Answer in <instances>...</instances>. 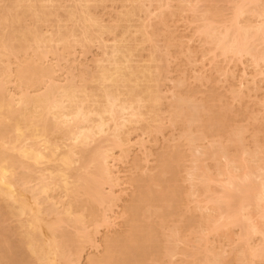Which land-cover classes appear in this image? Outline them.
<instances>
[{"label":"bare ground","instance_id":"6f19581e","mask_svg":"<svg viewBox=\"0 0 264 264\" xmlns=\"http://www.w3.org/2000/svg\"><path fill=\"white\" fill-rule=\"evenodd\" d=\"M0 264H264V0H0Z\"/></svg>","mask_w":264,"mask_h":264},{"label":"rangeland","instance_id":"374dc122","mask_svg":"<svg viewBox=\"0 0 264 264\" xmlns=\"http://www.w3.org/2000/svg\"><path fill=\"white\" fill-rule=\"evenodd\" d=\"M180 31H181V29H180ZM95 54H96V50H95V49H93V50H92V54L88 55V57H87V58H88V59H91V58H92V57H93ZM80 60H84V59H83V58H80ZM239 75H240V73L238 72V73H237V76H239ZM203 89H205V88H203ZM220 91H222V92H223V91H224V89H220ZM247 103H249V101H247ZM133 154H134V153H133Z\"/></svg>","mask_w":264,"mask_h":264}]
</instances>
